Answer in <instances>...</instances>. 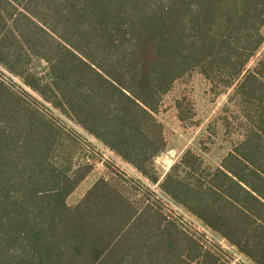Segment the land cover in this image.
<instances>
[{
	"label": "trees",
	"instance_id": "trees-1",
	"mask_svg": "<svg viewBox=\"0 0 264 264\" xmlns=\"http://www.w3.org/2000/svg\"><path fill=\"white\" fill-rule=\"evenodd\" d=\"M263 29L264 0H0V264H233L171 203L264 264ZM193 72L228 93L239 138L216 166L188 148L161 176L156 114ZM81 132L112 159L69 203L96 163Z\"/></svg>",
	"mask_w": 264,
	"mask_h": 264
},
{
	"label": "rangeland",
	"instance_id": "rangeland-1",
	"mask_svg": "<svg viewBox=\"0 0 264 264\" xmlns=\"http://www.w3.org/2000/svg\"><path fill=\"white\" fill-rule=\"evenodd\" d=\"M263 49L264 43L254 56L251 65L254 64ZM2 71L6 76H3L4 79L8 80L7 78L10 76L4 70ZM11 79L12 84L17 88V86L20 85V81L14 77ZM27 91H29L42 104L39 105V107L45 113L55 116L67 127L75 129L78 133L80 132L75 125L62 116L57 110L43 102L41 98L32 93L29 89H27ZM183 97L188 99L191 103L194 112L193 117L186 122H181L178 119L177 110L175 108V101ZM233 111H235V106L232 101H228V93H221L216 96L213 95L209 89V83L200 73L193 72L191 75L176 81L171 90L163 97L161 107L156 114L158 120L163 125L164 135L167 142L166 151L161 153L154 160L159 174L162 175L165 172V168H169L188 148L199 154L205 164L216 166L231 148L232 144L239 138V134L234 130L233 124L228 128L225 125V119L233 122ZM81 135H83L84 138L86 137L82 132ZM80 145L83 150L81 151L79 149V153L85 154L89 159L93 158L96 163L90 174L68 197L69 203L77 201L90 185L99 176L106 172L105 161L112 159V153L104 149L90 137H86L85 141H80ZM117 164L119 166H124L120 162H117ZM126 169L127 172L131 174L130 169L127 167ZM175 206L176 205H171L170 207H167L165 210L166 214L169 217L175 218L189 231H193L199 235V238L204 244L208 245V243H212V240H215L231 253L233 264H251L248 260L234 251V249L230 248L222 240L215 237L212 232L202 227L195 219H190L183 215Z\"/></svg>",
	"mask_w": 264,
	"mask_h": 264
},
{
	"label": "built area",
	"instance_id": "built-area-1",
	"mask_svg": "<svg viewBox=\"0 0 264 264\" xmlns=\"http://www.w3.org/2000/svg\"><path fill=\"white\" fill-rule=\"evenodd\" d=\"M171 205H174V204H172L171 203ZM183 215H185L186 217H188V218H192V217H190L189 215H187L183 210H181L179 207H177V206H175Z\"/></svg>",
	"mask_w": 264,
	"mask_h": 264
},
{
	"label": "crops",
	"instance_id": "crops-1",
	"mask_svg": "<svg viewBox=\"0 0 264 264\" xmlns=\"http://www.w3.org/2000/svg\"><path fill=\"white\" fill-rule=\"evenodd\" d=\"M228 151H229V150H228ZM228 151H227V152H228ZM157 157H158V156H157ZM217 165H218V164H217ZM169 168H170V167H169ZM169 168L166 167V168H165V172L168 171L167 169H169ZM165 172H164L161 176H163V175L165 174Z\"/></svg>",
	"mask_w": 264,
	"mask_h": 264
}]
</instances>
